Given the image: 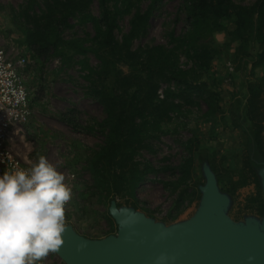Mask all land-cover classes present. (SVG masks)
I'll list each match as a JSON object with an SVG mask.
<instances>
[{"label":"rangeland","instance_id":"1","mask_svg":"<svg viewBox=\"0 0 264 264\" xmlns=\"http://www.w3.org/2000/svg\"><path fill=\"white\" fill-rule=\"evenodd\" d=\"M54 1L0 0V48L11 62L24 60L17 70L28 93L31 111L27 123L12 137V150L29 166L44 156L65 180L74 175L66 225L87 239L114 235L116 225L108 215L111 201L165 225L187 220L198 207V187L204 183L203 164L214 173L220 191L230 197L228 216L233 221L242 222L247 217L260 219L264 200L247 159V135L258 128L246 121L243 110L250 85L259 93L258 112L263 117L260 158L264 163V69L250 71L248 62L242 64L234 51L238 44L231 36V22L220 21L218 27L205 34L211 59L208 71L197 78L218 95L219 110L210 113L203 95L193 89L185 92V87L176 81L161 83L157 92L161 91L162 98L156 92V101L166 98L179 106L163 120L137 119L144 130L140 135L141 148L131 154V162L136 164L139 178L128 190L113 196L95 187L90 170L107 139L105 115L93 93L95 86H104L96 73L101 51L97 50L94 27L88 20L100 17L99 0L88 2L86 10L72 14L57 39L50 40L55 47L39 58L23 29L34 18L38 19L46 4L52 5ZM114 1L108 0L106 7L116 15L113 33L121 43L128 35L132 14L124 13L125 5L120 0ZM231 1L251 6L255 0ZM147 7V2L136 4L140 12ZM184 7V0H162L150 10L145 32L131 37L129 43L140 56L153 47L164 48L172 54L175 67L184 72L176 79L191 83L195 80L192 61L184 54V48L177 49L176 42L187 30ZM168 91L170 94L166 96ZM181 93L190 104L180 98ZM103 166L101 159L98 167ZM40 264L63 263L54 253H49Z\"/></svg>","mask_w":264,"mask_h":264},{"label":"trees","instance_id":"2","mask_svg":"<svg viewBox=\"0 0 264 264\" xmlns=\"http://www.w3.org/2000/svg\"><path fill=\"white\" fill-rule=\"evenodd\" d=\"M90 1L92 2L56 0L52 5L46 4L38 19L34 18L29 27H24L25 38L34 47L39 58L55 47V43L50 40L57 39L59 31L67 25V19L74 13L86 10ZM161 1L120 0L125 5L124 13L132 14L128 35L121 43L116 41L113 33L116 28V15L107 9L108 0L98 1L101 10L98 19L88 18L94 27L93 39L98 46L97 50L101 51L100 65L96 73L104 81V86H95L93 93L105 115L103 123L107 130V139L101 153L92 161L90 169L95 187L101 193L107 190L108 195L120 194L132 187L139 178L136 164L131 162V154L141 148L140 135L144 130V125L137 123V119L151 117L157 121L163 120L172 109L178 108L179 105L167 101L166 98L156 101V92L161 83L176 81L185 87V92L186 89H193L203 95L201 97L210 113L219 110L218 95L207 88L205 81L197 80L208 71L211 59V51L205 46L207 39L204 37L209 29L218 27L220 21H230L233 25L231 36L238 44L234 51L240 56L242 64L248 62L250 71L254 68L264 69V0H255L251 6L237 5L231 0H184L187 30L176 39L177 49L184 48V54L192 61L191 72L195 77L193 81L197 83L177 80V76L184 72L175 67L172 54L160 46L147 50L144 56L136 54L130 47L129 39L145 32L150 10ZM139 2H147V10L138 11L136 4ZM40 19L43 20L42 23L39 22ZM76 43L73 42L74 47L77 46ZM184 93L180 94V98L190 104ZM169 94L168 91L166 96ZM248 94L243 116L258 129L247 135V159L258 182L256 169L260 166L263 148L260 141L263 117L258 112V91L249 85ZM101 159H104V166L100 168L98 163ZM105 183L110 186L105 187Z\"/></svg>","mask_w":264,"mask_h":264},{"label":"water","instance_id":"3","mask_svg":"<svg viewBox=\"0 0 264 264\" xmlns=\"http://www.w3.org/2000/svg\"><path fill=\"white\" fill-rule=\"evenodd\" d=\"M256 169L264 200V163ZM200 200L187 220L165 225L131 207L108 206L116 233L87 239L65 225L62 245L53 252L63 264H264V212L260 219L235 222L230 197L202 165Z\"/></svg>","mask_w":264,"mask_h":264},{"label":"clouds","instance_id":"4","mask_svg":"<svg viewBox=\"0 0 264 264\" xmlns=\"http://www.w3.org/2000/svg\"><path fill=\"white\" fill-rule=\"evenodd\" d=\"M71 196L65 176L44 156L0 174V264H40L56 252Z\"/></svg>","mask_w":264,"mask_h":264},{"label":"built area","instance_id":"5","mask_svg":"<svg viewBox=\"0 0 264 264\" xmlns=\"http://www.w3.org/2000/svg\"><path fill=\"white\" fill-rule=\"evenodd\" d=\"M24 60L11 62L4 50L0 48V174L4 171L12 172L15 167H30L11 148L12 137L18 134L19 129L24 126L31 114L29 108L28 93L21 82L17 70ZM157 96L162 98L161 91ZM74 175L67 176L65 183L72 189ZM69 201L65 205V225L67 224V213Z\"/></svg>","mask_w":264,"mask_h":264}]
</instances>
